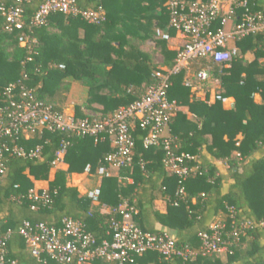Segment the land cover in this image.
<instances>
[{
  "label": "trees",
  "instance_id": "obj_1",
  "mask_svg": "<svg viewBox=\"0 0 264 264\" xmlns=\"http://www.w3.org/2000/svg\"><path fill=\"white\" fill-rule=\"evenodd\" d=\"M169 1L76 0L81 10L101 7L104 20L90 24L78 16L53 14L38 28L29 26V20L43 0L22 1L25 27L13 32L5 29V20L0 14V107L5 105L3 88L14 85L16 98L22 87L33 90L38 100L52 104L53 110L61 112L70 88L68 80L87 89L86 100L74 109L78 118L84 117L88 110L107 116L139 99L155 83L154 71L159 67H172L177 54L155 34L156 29L170 37L176 34L168 27ZM246 2L250 11L264 15V0ZM16 4L17 0H0V6ZM243 12V8L235 9L236 22ZM218 22L214 28L218 27ZM22 34L35 40L31 53L19 45L18 38ZM150 43L162 57V63L155 62L152 53L143 50V45ZM234 46L238 56L229 68L205 59H196L190 66L194 77L208 67L211 78L221 89V96L233 100V109L224 110L221 101L210 105L201 100L190 102V88L184 86L185 70L170 78L168 99L187 106L198 119L190 121L178 112L170 123L176 153L193 157L187 164L197 168L182 184L183 199L175 198L178 178L163 167V153L143 148L144 132L138 126L133 130L132 167L119 172L121 182L113 177L103 178L99 198L110 210L117 208L121 199L126 200L134 209L133 220L139 228L151 233L163 232L154 228V223H158L171 231L178 244L193 248L198 246V232L208 231L213 223L224 224L231 253L197 257L183 263L179 259L165 261L157 253L147 252L135 257L133 264H264V247L260 244L264 227L259 225L264 222V31L239 38ZM247 53L253 54L251 61L244 59ZM255 94L261 97L260 104L254 102ZM238 135H241L240 140ZM15 138L0 139V147L5 145L7 149L2 153L5 172L0 176V234L7 235V264H56L50 260L42 263L32 257L19 234L24 222L59 227L64 218L78 219L97 243L109 239L112 214L94 210L89 199L66 185L68 174L83 173L87 164L94 170L111 152L109 142L68 137L47 129L28 139L23 135ZM62 140L70 142L63 158L67 169L56 170L50 179L52 163ZM14 147L27 153L39 147L40 154L36 158L19 157L12 153ZM203 147L211 158L228 164L227 174H220L205 156L200 157ZM234 152L238 154L235 159L231 157ZM255 152L263 154L262 157L251 159ZM198 155L200 162L195 159ZM30 178L48 181L49 204H38L32 209L34 202L30 192L34 183ZM158 198L166 203L164 214L153 207ZM247 221L251 225L243 229L238 239H233L232 230ZM91 264L104 262L95 260Z\"/></svg>",
  "mask_w": 264,
  "mask_h": 264
},
{
  "label": "built area",
  "instance_id": "obj_2",
  "mask_svg": "<svg viewBox=\"0 0 264 264\" xmlns=\"http://www.w3.org/2000/svg\"><path fill=\"white\" fill-rule=\"evenodd\" d=\"M22 1L17 0L15 6H0V14L5 20V29L9 32L21 31L25 27L23 20ZM243 8L238 22L227 28L229 21L234 19L235 9ZM168 27L182 35L185 42L176 52L172 67H159L153 73L155 83L137 100L127 106H122L107 116L87 114L82 118L74 113L53 110V105L36 98L33 90L21 88L19 96L14 94V85L3 88L2 96L5 105L0 107V139L23 135L28 139L32 135L47 129L50 132L71 137H89L97 141L107 140L111 152L106 154L93 170L87 164L83 170L85 180L97 179L99 184L86 190L83 194L91 203L98 204L102 209H108L112 214L109 219V239L97 243L87 231L85 224L78 219L64 218L59 227L45 223L30 224L24 222L19 234L24 238L32 257L45 263L47 260L56 264H91L102 260L104 264H133L134 258L147 252L157 253L163 260L179 259L183 263L191 262L197 257L226 255L230 242L225 233V225L213 223L208 231L197 233L198 246L193 248L188 244H178L169 233H151L139 228L133 220L134 209L127 201L121 199L117 208H110L100 203V182L103 178H117L122 169L131 168L134 156L135 139L133 130L136 126L144 132L142 146L144 149H155L163 153L162 165L171 175L178 178L176 200L183 199V182L197 168L188 166L193 157L176 153L173 139L167 133L171 121L180 110L175 101H170L167 92L171 86V76L187 71L196 59L210 60L216 64L230 67L238 56L234 41L249 34L264 31V15L252 12L247 7L246 0H170L167 4ZM63 14L78 16L90 24H98L104 20V11L81 10L76 6V0H43L37 11L29 20V26L38 28L47 22L50 15ZM219 19V22H218ZM218 22V27L214 25ZM156 37L169 42V34L156 29ZM19 45L31 53L35 40L22 34L18 38ZM59 68H64L59 65ZM209 68L204 67L195 75L198 82L209 79ZM184 86L192 88L193 83L186 79ZM221 94H215L213 101H223ZM70 142L62 140L55 154L52 169H62L63 158ZM5 145L0 147V176L5 168L1 163ZM12 153L19 157L36 158L40 154L37 147L29 153L22 148L14 147ZM143 169V164L140 165ZM48 188L30 192L34 205H47L50 202ZM177 205V201L173 203ZM107 212V213H108ZM251 225L247 221L237 229H233L231 237L238 239L243 229ZM264 227V222L259 224ZM7 235L0 234V264L6 261ZM11 264H15L12 262Z\"/></svg>",
  "mask_w": 264,
  "mask_h": 264
},
{
  "label": "crops",
  "instance_id": "obj_3",
  "mask_svg": "<svg viewBox=\"0 0 264 264\" xmlns=\"http://www.w3.org/2000/svg\"><path fill=\"white\" fill-rule=\"evenodd\" d=\"M235 22H236V18H234L231 21H229V23L227 25V28L232 26V24L235 23ZM170 41L172 42V44H171V46L168 47V49L172 50V51H177L179 48L182 47V45L185 42V40L182 37V35H180L178 33H176L175 36L171 37ZM247 56H252L251 60L253 59V54L247 53L244 56L245 60L251 61V60H248L246 58ZM186 79H189L193 83V87L190 89V93H191L190 102L193 101V100H201V101H204L207 105H210V104L215 102V101H213V96L215 94H221V89H220L218 83L215 81V85H213L212 82L214 80L211 78V75H209V79L207 81L198 82L195 79L194 75L191 74V71H190V68H189L187 70V78ZM253 98H254V102L257 103V104H260L262 102L261 97L258 94H255ZM232 101L233 100L231 98H224L223 101H221L223 109L224 110L233 109L234 105H233ZM65 103H66V100H65L63 106L65 105ZM179 107H180L179 112L185 114L187 116L188 120H190V121H197L198 120L195 115H193V114H191L189 112L187 106H179ZM167 133L170 135V125L168 127ZM206 139L208 141H210V137L209 136H207ZM237 139L240 140L241 139V135H238ZM262 155L263 154H261L259 152H255V153L252 154L251 159H259V158L262 157ZM203 156H205V159H207L209 162H211L213 165H215L217 167V169H218L220 174H224V175L227 174L229 166H228V164L225 161L216 160V159L211 158L206 153L204 147L201 150L200 157H203ZM200 157L198 155L195 159L196 160L198 159V162H200L202 160ZM231 157L233 159H235V158L238 157V154L236 152H234ZM61 167H62V170H66L67 169V166L65 164H63ZM75 177L83 178V180H85L84 177H83V174H68L67 177H66V185H67V187L76 188L78 190L79 194L82 195V196H83V194H84V192L86 190H89V189H91V188L96 186V184L94 185V184L88 183L89 180L88 181L87 180H85V181L81 180L78 183H74ZM52 178H53V176H52ZM52 178L50 177V179H52ZM31 181L34 182V189H33L34 191L48 188V181H34L33 179H31ZM231 183H232V180H229L228 184H231ZM153 207H154V209L156 211H158L161 214H164L166 212V203H165L164 200H161L159 198L156 199L153 202ZM92 208L94 210H98L99 212H101L103 214L108 212V209H102L100 207V205H98V204L92 203ZM154 228L158 229V230L159 229L163 230V231H165V232H167V233H169L171 235V231L169 229L161 226L158 223H154ZM260 244H261L262 247H264V233L262 234V240H261ZM262 252L264 253V249L262 250Z\"/></svg>",
  "mask_w": 264,
  "mask_h": 264
},
{
  "label": "rangeland",
  "instance_id": "obj_4",
  "mask_svg": "<svg viewBox=\"0 0 264 264\" xmlns=\"http://www.w3.org/2000/svg\"><path fill=\"white\" fill-rule=\"evenodd\" d=\"M172 42L169 41L167 42V47L171 46ZM153 45H151V43L149 45H143V50L152 53V55L154 56L155 62L157 63H162V57L160 56V54L158 53L157 50L153 49ZM248 60H251L252 56H247L246 57ZM213 85H215V81L212 82ZM68 85H69V91L67 94H65L66 97V103L64 105V109L66 112H72L74 113V109L76 106H81L84 101L86 100L87 97V89L83 86H81L79 83L75 82V81H71L68 80ZM87 114H95L94 111H85V115ZM53 172L54 170L50 171V177L52 178L53 176ZM32 179V178H31ZM81 180H83V178H77L75 177V181L74 183H78ZM85 181V180H83ZM34 183V182H33ZM47 183V182H46ZM88 183L91 184H99V181L97 179H89Z\"/></svg>",
  "mask_w": 264,
  "mask_h": 264
}]
</instances>
